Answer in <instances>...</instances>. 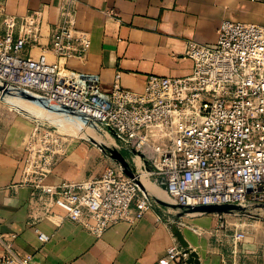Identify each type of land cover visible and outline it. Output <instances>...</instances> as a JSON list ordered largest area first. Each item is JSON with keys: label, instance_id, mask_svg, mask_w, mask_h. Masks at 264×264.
Segmentation results:
<instances>
[{"label": "built area", "instance_id": "built-area-1", "mask_svg": "<svg viewBox=\"0 0 264 264\" xmlns=\"http://www.w3.org/2000/svg\"><path fill=\"white\" fill-rule=\"evenodd\" d=\"M74 16L75 0H63L48 46L41 44V11L6 17L0 38V98L29 94L61 124L106 131L118 151L133 154L129 163L137 174L131 179L113 163L89 179L48 184L53 163L68 148L50 122L36 120L25 144L24 174L43 216L52 217L59 208L99 237L113 225L136 224L160 206L136 181L137 157L176 206L264 208V26L223 21L214 46L186 43L185 54L194 63L190 75H149L143 89L133 91L121 85L120 74L106 88L99 76L69 68L71 60L86 59L91 47L90 35L76 27ZM36 47L39 57L24 54ZM225 230L223 221L213 236L236 253L247 237L245 226ZM36 231L41 242H49L47 234ZM31 261L29 255H0V264ZM185 261L174 243L162 264Z\"/></svg>", "mask_w": 264, "mask_h": 264}, {"label": "crops", "instance_id": "crops-1", "mask_svg": "<svg viewBox=\"0 0 264 264\" xmlns=\"http://www.w3.org/2000/svg\"><path fill=\"white\" fill-rule=\"evenodd\" d=\"M62 3L63 0H0V38L4 35L6 17H24L41 11V44L48 46L52 29L60 20ZM74 20L79 30L90 35L91 47L86 59L71 60L69 68L75 73L99 76L106 88L120 74L123 87L141 91L149 75L171 78L190 75L194 63L185 54L186 43L193 40L214 46L223 21L264 26V2L75 0ZM40 53V47L24 52L33 58ZM48 58L54 60L52 55ZM29 117L0 103V255H29L31 264L165 262L168 249L178 243L171 229L178 214L174 209L156 207L136 224L113 225L100 237L66 218L59 208L53 209L52 217L43 216L42 207L32 201L34 188L25 183V144L35 124ZM132 157L130 153L126 158L131 162ZM75 159L57 158L47 183L97 176L77 173ZM150 181L153 180L150 178ZM185 217L180 219L179 227L198 253L201 264H243L232 248L220 247L211 241L213 233L209 230L218 226V219L210 215ZM36 230L47 234L49 242H41Z\"/></svg>", "mask_w": 264, "mask_h": 264}, {"label": "rangeland", "instance_id": "rangeland-1", "mask_svg": "<svg viewBox=\"0 0 264 264\" xmlns=\"http://www.w3.org/2000/svg\"><path fill=\"white\" fill-rule=\"evenodd\" d=\"M0 103L8 105L9 107H11V109H15L21 112L22 114H26V116L28 115V117L30 116L29 118H31L34 122L36 120H47L48 122H50L51 125L53 126L52 131L55 130L56 134H60L61 137L65 139L64 142L68 148V152L64 155V159L66 158L70 159L71 157H74V159L76 158L75 160H77V162L76 161L75 162H76L77 173L84 174L85 172H87L89 175L91 174L98 175L102 171H104L107 167H109V164L111 162H113L109 156V153L102 151L98 146V145H105L107 147L116 149L115 140L106 131L92 129L88 127L83 128L80 126H77L78 129L77 131H71L69 124L72 123H68V124L66 123L67 125H65L63 122L61 124L60 123L61 119L59 117L54 115L51 117L49 116L47 111H44L43 109L39 108L33 101L25 100L16 96L9 95L8 97L0 98ZM65 122L68 121L66 120ZM96 143L98 145H96ZM122 154L125 157L130 156V153L127 151H123ZM137 166L138 168H140L141 162L137 161ZM141 178H147L148 180H150V177L146 172H142ZM151 183L154 182L152 181ZM156 188L163 195L160 198L156 196H152L153 199L156 201V199L159 198L165 202L171 203L166 195V192L164 194L162 193L163 191L161 188L158 187ZM165 208L167 210L173 209L171 207H165ZM259 208L260 207H255V206L247 207L246 209L243 210L231 211L229 213H223L220 215L215 213H205V212H199V213H201L203 217L210 215L211 217H213V219L215 218L218 219V224H220L223 221L226 222L227 230H225V232L223 233L226 232L231 233V231L234 229V224H239V223L244 224L245 229L247 231V237L242 243L238 245V249L236 253H234V255L241 257L240 262L243 264H264V212L255 210ZM173 211H178V210L174 209ZM192 213L194 212L187 213L186 215H188L189 217L202 216V215H191ZM186 215H184L182 218L186 219L185 217ZM219 216H221V219H219ZM209 232L215 233V229L211 228ZM223 233L220 232L219 235ZM199 235L200 236L203 235L202 230L199 231ZM210 237L214 245L217 244L216 242L217 238L213 236ZM244 246L246 247L245 249L243 248ZM224 247L230 248L228 245H224Z\"/></svg>", "mask_w": 264, "mask_h": 264}, {"label": "water", "instance_id": "water-1", "mask_svg": "<svg viewBox=\"0 0 264 264\" xmlns=\"http://www.w3.org/2000/svg\"><path fill=\"white\" fill-rule=\"evenodd\" d=\"M25 100H30L33 101L36 104V99L35 97L29 95V94H20L19 96H16ZM37 105V104H36ZM39 108L43 109L39 105H37ZM45 111V109H43ZM96 145H98L96 143ZM99 148L104 151L108 152L111 160L117 164L122 170L123 173L128 176L131 179H135V176L137 174V170L132 167L127 160V158L117 149H113L110 147H107L105 145H98ZM138 185L144 189V186L142 185L141 181L137 180ZM162 189L166 190V187L163 185ZM157 203L160 204L161 206L164 207H171L173 209L178 210V214L176 215V219L174 223L171 226L173 235L175 236L178 244L183 250V255L186 257V263L187 264H201L199 260V255L196 251H194L191 246L189 245L188 241L185 239L180 227V219L186 215L187 213L190 212H205V213H215V214H223V213H229L231 211H239L241 208L239 206H232V205H224V206H201V207H196L194 209H185L180 206H176L174 204L165 202L159 198L156 199Z\"/></svg>", "mask_w": 264, "mask_h": 264}, {"label": "bare ground", "instance_id": "bare-ground-1", "mask_svg": "<svg viewBox=\"0 0 264 264\" xmlns=\"http://www.w3.org/2000/svg\"><path fill=\"white\" fill-rule=\"evenodd\" d=\"M25 102V101H24ZM22 103V102H21ZM26 103H28V102H26ZM21 105V104H20ZM23 106V105H22ZM43 111V110H42ZM48 114H49V116H53L52 114H50L49 112H47ZM54 118V117H53ZM63 121H66V119H63ZM69 127H70V130L71 131H77L78 129H77V126L76 125H74V124H69ZM82 130V129H81ZM80 131V130H79ZM83 131V130H82ZM69 132V131H68ZM76 133V132H75ZM80 134H82V133H80ZM86 137V136H85ZM93 137V136H92ZM135 160H136V163H137V161H139V162H141V160H140V158L139 157H137V158H135ZM138 167V166H137ZM138 169V171H139V180H140V178H141V174H142V172H146L145 170H143L141 167L140 168H137ZM146 173H148V172H146ZM148 175H149V173H148ZM140 181H142L141 183H142V185L144 186V188H146V191L147 192H150L153 196H156V197H162V195L163 194H161L160 193V191H158V189L154 186V184H152L151 183V181L150 180H148L147 178H141V180ZM158 188H160V187H158ZM162 189V188H161ZM162 193H164L165 194V190L164 189H162ZM167 195V194H166ZM168 197V196H167ZM170 200V199H169ZM168 200V201H169ZM170 202H171V204H172V201L170 200ZM256 211H261V212H264V208H259V209H255ZM191 215H202L201 213H199V212H194V213H192Z\"/></svg>", "mask_w": 264, "mask_h": 264}]
</instances>
